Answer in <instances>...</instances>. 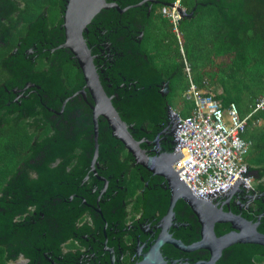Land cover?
Listing matches in <instances>:
<instances>
[{"label": "water", "instance_id": "95a60500", "mask_svg": "<svg viewBox=\"0 0 264 264\" xmlns=\"http://www.w3.org/2000/svg\"><path fill=\"white\" fill-rule=\"evenodd\" d=\"M151 4L172 5L160 0H59L54 27L43 30V8L26 26L23 39L0 59V71L9 75L0 84L1 116L15 112L16 123L40 115L27 125L28 133L42 132L44 123L53 131L31 143L25 152L30 155L0 189L5 263L13 264L17 253L26 264H119L123 251L128 264H251V255L263 257L264 191L255 186V195L243 183L256 178L258 169L245 166L243 174L204 194L193 193L190 184L185 187L177 179L182 168L171 170L189 158L176 137L186 128L177 126L162 101L166 80L173 75L160 80L137 49ZM15 6L19 4L0 0V20L19 11ZM193 11L177 9L180 19H190ZM20 13L13 15L15 20ZM18 24H6V29L0 24V49L7 43L6 31ZM49 53L50 76H28L33 61H46ZM63 63L76 69L69 91L63 80L56 81ZM143 120L152 123L151 132H144ZM73 147L81 151L77 157L70 155ZM121 149L126 157L118 163ZM53 158L61 162L46 169ZM129 167L143 183L141 214L124 227L122 182ZM26 170H33L36 180L27 179ZM85 180H90L86 186ZM249 203L255 205L253 212ZM31 206L29 218L11 223ZM83 212L92 229L84 222L73 227ZM125 235L129 246L121 243ZM67 239L83 252L59 255L58 244Z\"/></svg>", "mask_w": 264, "mask_h": 264}, {"label": "trees", "instance_id": "16d2710c", "mask_svg": "<svg viewBox=\"0 0 264 264\" xmlns=\"http://www.w3.org/2000/svg\"><path fill=\"white\" fill-rule=\"evenodd\" d=\"M12 1L14 2V0ZM57 1L59 0H18V2L21 3L19 6H15V9H19L21 12L18 19L15 20L16 18L13 17V15L19 13V11L14 10L5 19L0 20V24L5 29L7 28L6 24L15 25L18 22L22 24L20 29H18L19 27H14L6 31L8 40L13 36V33H16L17 36H23L26 26L39 15L43 8H45L43 30L54 27V24L59 20ZM160 1L164 4H171L178 1L179 6L187 13L194 8L190 19L187 20V18H183L179 20L177 24V28L180 30L178 33L182 36L183 41L184 49L182 54L190 67L191 81L197 88H201L202 82L205 81L206 84L210 86V92L213 94L214 99L219 100L223 108L228 103H233L237 109V104L240 105V103L244 102L246 105L243 108L247 109H237L239 115L244 116L249 112L251 106H253L254 100L264 94V0ZM153 5L155 4L148 6L149 13L146 15L144 24L141 27L142 36L139 43H137V49L143 55V60L148 64V68L160 74V80H166L171 74L173 78L179 73L183 76L184 72L182 70L179 53H176L178 62L174 69L169 67L160 69L154 56L148 54L142 47V40L146 39L145 29L151 27L150 20L153 11L150 6ZM158 7L160 8L161 6L158 5ZM197 18L199 22L193 24V19ZM133 19L138 20V14L134 15ZM166 24L170 29L171 27L169 24ZM15 40L16 37L14 36L6 47L0 49V59L5 58L10 46L14 44ZM199 60L201 61V65H198ZM38 61L37 67L33 68L34 73L31 71L28 73V76L43 74V60L39 58ZM52 67L54 68V66ZM60 67L61 72H58L59 78H63V80L66 78L68 79L72 72L74 73L72 75L75 76L76 70L74 71V69H71L70 64L63 63ZM70 70L72 71L70 72ZM1 72L2 71H0V73ZM49 73L50 72H47V75ZM184 76L182 94L187 87L186 78H184ZM173 78H168L166 80V88L168 91L162 97L165 106L170 105V95L174 91L171 85ZM73 87L74 85L69 87L67 91L71 90ZM183 116H185V114ZM28 118L30 120H40V115L33 116L32 118L28 116ZM255 119H259L258 122H261V127L256 130L252 127V124L248 122L247 128L242 134V138L250 143L244 156V162L246 159H251L252 165L246 164L248 169L254 171L257 169L259 170V175L256 178H252L253 190L255 186H261V191H264V110L254 115L253 120ZM141 126L144 132H151L153 125L147 120H143ZM44 130V133H39L37 135L31 132L30 134L24 132L22 133V136L25 137L24 139H20V136L15 133L14 135L8 136L5 140L0 139V189L6 184L21 161L24 160L20 158V155L23 153V150L29 149L31 139L42 136L39 139L40 141L49 134V127ZM51 135H53V133ZM21 140L24 142L22 146L19 144ZM80 153L81 151L75 147H73L70 152L73 156H78ZM118 153L122 154L125 159L126 151L124 149H121ZM29 155L30 153L27 154V157ZM56 160L61 162V159L53 158L52 162L45 165V168H54L51 167V164ZM75 160V158L71 159L66 166H64V173L66 172V167H69V169L72 168ZM127 163L128 162H125V166H128ZM75 169L79 170L80 166L75 167ZM128 170L130 173L128 174L126 172L122 184L127 189V192L132 193L135 188L141 186V182L139 181L137 172L133 168L130 169L129 167L127 171ZM27 171L34 172L33 170H26L25 172ZM34 174L36 175L35 172ZM29 180H36V177L35 179L30 178ZM28 209L29 207H26V210ZM28 213L29 210L21 216H15L11 220V223L21 222V218L24 216L27 217ZM27 218H29V216ZM4 250L5 246L0 245V264H8L4 262ZM18 255L17 253L16 258ZM249 262L251 264H264V258L258 255H251Z\"/></svg>", "mask_w": 264, "mask_h": 264}, {"label": "built area", "instance_id": "2783aa9c", "mask_svg": "<svg viewBox=\"0 0 264 264\" xmlns=\"http://www.w3.org/2000/svg\"><path fill=\"white\" fill-rule=\"evenodd\" d=\"M180 8L178 1L171 6H161L159 14L167 20L171 32L177 35V24ZM182 70L187 87L182 94L185 102H190V113L179 117L174 111L171 115L176 118L177 126H185L186 132L179 131L177 139L184 144L181 149L188 154V159L182 164L178 162L171 170L176 173L177 179L185 187L190 184L193 193H208L225 186L235 174H243L244 156L250 143L242 138L247 123L256 124L259 119L253 116L264 110V94L254 100L249 112L240 116L235 105L228 103L224 108L214 99L210 90H205L206 82L197 88L190 78V67L181 52ZM251 192L253 191L252 178L243 180Z\"/></svg>", "mask_w": 264, "mask_h": 264}, {"label": "flooded vegetation", "instance_id": "af4514ba", "mask_svg": "<svg viewBox=\"0 0 264 264\" xmlns=\"http://www.w3.org/2000/svg\"><path fill=\"white\" fill-rule=\"evenodd\" d=\"M16 2L18 4H21V3L18 2V0H14V3H16ZM156 6H158V5L150 6L152 11L154 10V7H156ZM21 26H22V24L19 23L17 25V28L19 27L18 29H20ZM14 36L16 37V40H15L14 44L10 46V49L7 52V55L15 47L17 40L18 39H23L24 35L23 36H17L16 33H13V36L9 40H7V43H6L5 47L7 46L8 42L12 40V38ZM50 58H51V53L48 54V57H47L46 61H44V59L42 58V60H43V65H42L43 74H42V78H44V79L50 76V73L47 75V72H48L47 68H48V64H49ZM38 60H39V58H37L36 60L33 61L34 65L30 68V71L28 73H30L31 71L34 73L33 68L37 67V65L39 63ZM57 65H58V63H56V62H53L51 64V66H54V68ZM71 69H74V71L76 70L72 66H71ZM59 71L61 72V67L60 66H59ZM71 71L72 70H70V72ZM28 73H27V75H28ZM72 74H74V73L72 72L70 74L71 76H69V78L68 79L66 78L65 80H63V78H59V74L56 75V81H59V80H63L64 81L63 82V88L66 91L68 90L69 87H71V86H73L75 84L74 75H72ZM8 80H9V75H6L5 73L1 72L0 73V84L6 82ZM67 83H68V86H67ZM3 112H4V110H0V139L5 140V139H7L8 136L14 135V133L19 135L20 139H24L25 137L22 136V133L25 132L26 134H30V133H28L27 125L33 119L30 120L28 117H25L24 119L19 118V119H17V121L15 123V119L14 118L17 116V113L14 112V113H11L10 115L1 116L3 114ZM47 127H49L48 124H43L42 132H40V133L41 134L44 133V131H45L44 129L47 128ZM52 133H53V131H49V134H47L46 137L51 135ZM35 134L37 135L39 133H35ZM41 137L32 138L31 141H30V145L33 142H38ZM19 144H21V146H22V144H24V142L21 140L19 142ZM26 151L27 150H23V153H21V155H20L21 159L27 158V154L29 152L25 153ZM70 155H72V154H70ZM74 157H77V155H74ZM116 157H119L118 158V161H119L118 163H121V160H125L124 156L122 154H120V153H117ZM58 163L59 162L56 160L54 163L51 164V167H55ZM73 164H75V161L73 162ZM130 169H132V168H130ZM65 170L67 172L69 170V167H66ZM127 173L128 174L130 173L129 170L127 171ZM25 177L27 179H30V178L35 179L36 175L32 171H27V172H25ZM89 182H90V180H85L84 186L88 185ZM142 189H143V183L142 182H141V186L135 188L132 193L127 192V189L123 186L124 195L122 197L121 203L124 205V207L122 209V212L126 213V215L121 220L122 226L126 227L127 223H131L133 220L138 219V216L141 214V210H140V207H141L140 192H141ZM251 192L253 194L257 195L254 191H251ZM248 206L251 208L250 209L251 212H253L255 210V205L254 204L249 203ZM33 208H34L33 206L29 207V209H28L29 213L27 214V217L31 216V212L33 211ZM83 222L85 223V225L89 229H92V226L90 225V221H89V219H88V217L86 215V212H83L77 219H75V221L73 223V227L74 228H79ZM120 239H122L121 243L124 246H129L131 244V241H130V238H129L128 235L121 236ZM73 251L83 252V248L78 246V245H76V243L73 240H71V239H67L65 242H63L61 244H58V253H59V255H63L64 253L73 252ZM20 257H21V255L17 256L16 261H15L16 264H26L28 262L27 259H22L21 260ZM263 258H264V256H263ZM18 260H21L22 263L18 262ZM118 263L119 264H128V253H127V251H123V255L118 260ZM8 264H11V263H8Z\"/></svg>", "mask_w": 264, "mask_h": 264}, {"label": "rangeland", "instance_id": "374dc122", "mask_svg": "<svg viewBox=\"0 0 264 264\" xmlns=\"http://www.w3.org/2000/svg\"><path fill=\"white\" fill-rule=\"evenodd\" d=\"M196 18V17H195ZM188 20V19H187ZM199 20L193 19V24L198 23ZM166 20L159 15V7H154L151 20H150V28L145 29L146 39H143L142 47L147 51L148 54H152L154 58L158 62V67L160 69H164V67L175 68L178 62V57H176V53H179V57H181V52H183V41L182 36L177 33L175 35L171 32V28L166 24ZM187 24V23H184ZM179 28H177V32H179ZM192 63V62H191ZM198 65H201V61L199 60ZM184 76V74H183ZM182 74H177L171 81V85L174 88V91L170 95V110L174 111L179 117L184 115V109L189 108L191 106L190 102H185L182 100V88L184 85V79ZM185 78V76H184ZM186 80V79H185ZM205 90H210V86L206 84L204 86ZM219 101V100H218ZM246 104L240 103L237 104V109H247L243 108ZM226 106V105H225ZM224 106V107H225ZM261 122L252 125L253 128L258 130L261 127ZM254 129V130H255ZM245 163L247 165H252L251 159H246ZM254 182V181H253ZM18 262L22 263L21 260ZM13 264H16L15 262Z\"/></svg>", "mask_w": 264, "mask_h": 264}, {"label": "crops", "instance_id": "0c3cea01", "mask_svg": "<svg viewBox=\"0 0 264 264\" xmlns=\"http://www.w3.org/2000/svg\"><path fill=\"white\" fill-rule=\"evenodd\" d=\"M184 112H185V113H184L185 116L188 115V114L190 113V108H185V109H184ZM182 117H184V116H182Z\"/></svg>", "mask_w": 264, "mask_h": 264}, {"label": "clouds", "instance_id": "9594fccd", "mask_svg": "<svg viewBox=\"0 0 264 264\" xmlns=\"http://www.w3.org/2000/svg\"><path fill=\"white\" fill-rule=\"evenodd\" d=\"M172 4V3H171ZM180 7V6H179ZM181 8V7H180ZM160 9V8H159ZM181 9H183V8H181ZM179 20H181L180 18H179ZM170 113H171V110H170ZM259 123V122H258Z\"/></svg>", "mask_w": 264, "mask_h": 264}]
</instances>
